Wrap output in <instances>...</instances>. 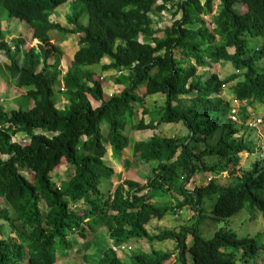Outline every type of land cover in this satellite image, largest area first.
Masks as SVG:
<instances>
[{
  "label": "trees",
  "instance_id": "trees-1",
  "mask_svg": "<svg viewBox=\"0 0 264 264\" xmlns=\"http://www.w3.org/2000/svg\"><path fill=\"white\" fill-rule=\"evenodd\" d=\"M69 1L0 0V23L4 9L41 42L29 49L25 38L10 44L0 27V52L9 60L0 62V74L26 89L24 97L34 102L32 108L18 102V109L7 110L0 98V154L8 156L0 158V264H55L57 252L74 244H80L87 264H169L173 255L180 264H236L237 253L245 263L264 264V231L238 238L220 229L210 239L201 232L209 197L216 199L213 220L241 210L252 219L261 213L264 219V157L247 126L257 111L256 106L250 111L253 106L264 105V0H218L216 14L215 0H75L84 4L88 24L80 23L77 6L67 18L72 27L53 22L51 16ZM238 5H246V12ZM167 11L181 16L160 32L154 16ZM52 30L76 35L79 45L64 74L63 51L51 42ZM249 37H262V46L249 48ZM104 58L110 62L102 63ZM207 58L230 61L239 72L205 76L199 67ZM110 71L128 74L103 76ZM60 79L63 109L54 99ZM112 80L125 86L109 95L105 87ZM233 81L234 97L228 100L223 88ZM158 95L165 97L162 106L141 105ZM138 106L149 121L143 117L134 122ZM128 123L137 131L182 123L187 133L132 143L125 133ZM18 134L25 135L22 143L13 141ZM107 144L123 169L153 162L152 174L145 181L127 174L115 189L104 192L102 183L117 177L105 160ZM131 144L132 159H122ZM198 144L203 147L197 149ZM242 153H255L253 168H239ZM64 163L74 172L57 189L50 174ZM200 171L228 178L191 187ZM78 202L84 207L72 209L71 203ZM184 209L191 211V225L157 234L146 228L153 219ZM110 239L116 247L133 240H173L176 248L140 251L128 263L109 245ZM90 249L93 254L87 253Z\"/></svg>",
  "mask_w": 264,
  "mask_h": 264
},
{
  "label": "rangeland",
  "instance_id": "rangeland-1",
  "mask_svg": "<svg viewBox=\"0 0 264 264\" xmlns=\"http://www.w3.org/2000/svg\"><path fill=\"white\" fill-rule=\"evenodd\" d=\"M201 1H205V0H201ZM75 0H71L69 1L67 4H64L62 7L58 8L55 15L51 17V20L53 22H59L61 25L63 26H70L72 27V25H70L68 23V15H72V13L74 12V7L77 6V10L75 12H80L82 14V18L80 19V23L87 25L89 18L87 13L85 12V6L84 4H74ZM218 7H219V1L215 0L214 1V12L213 14H216V12H218ZM238 9L241 12H246L247 7L246 5H238ZM4 18L8 17L7 13L4 11L2 12ZM180 14L177 15L176 17L172 16L171 12H161L158 15L154 16V28L159 30L160 32L167 28L172 26L173 22L180 18ZM211 17L210 16H206V20L210 23L211 21ZM11 22L12 23H21L17 18H11ZM5 28L8 29V31L10 33H17V35H19V33H22L23 35L27 34L28 31V25L27 27H17L11 23H9L8 25L5 23L4 24ZM210 27L212 28L213 25L210 24ZM161 35H163V33H160ZM50 37L52 38L53 43H55L57 46H59L62 51H63V56L61 57V69L63 74L67 71V68L70 66V64L72 63L73 59H74V54L76 53V51L79 48V45L77 43V38L76 35H67L66 33L59 31V30H52L50 32ZM28 39L30 37H27ZM9 41V40H8ZM142 42L147 41L146 38H141ZM11 42V41H9ZM39 44V42H37L36 40L32 41V45L37 46ZM263 44V40L262 37H255V38H248V46L249 48H257L262 46ZM231 51H233L231 49ZM178 56V54H177ZM0 57H3L2 62H6L9 63V61L0 53ZM18 59H21V53L18 55ZM102 61H109V58H105ZM193 61V60H192ZM100 67H98L97 69H99ZM218 73L221 77H228L229 75H231L232 73H238L239 71L235 70L232 63L230 61H226L224 59L220 60L219 62H212L209 58H207V64L203 67H199V73L205 75V76H210L212 73ZM127 75L128 72L124 71V72H120L117 74V72H113L112 71V75L111 77L116 78L120 77L122 75ZM108 76L109 73H103V76ZM8 76V75H7ZM1 77L5 78V74H0V98L2 99V105H4V108L7 110H11V109H18L19 105L18 102L22 105L25 106V103H27V98L26 97H21L19 99H17V97H19L21 95V92H26L25 89L23 88H17L16 86H14L10 81H8L7 79H2ZM9 77V76H8ZM5 81H7L6 87L4 86ZM234 81L230 82L229 84L225 85V87L223 88V92L222 95L228 99V100H232V98L234 97V93H233V85H234ZM125 85L123 84H117L114 82V80H112L106 87H105V92L109 95L113 94L114 92H118L120 91ZM13 89H18L17 91L13 92ZM61 89H63V81L60 79V82H58L55 85V95H54V99L56 101V106L58 109H63L66 105L65 102V97L63 95V92L61 91ZM142 93V92H141ZM14 99H17V101H15ZM164 100L165 97L158 95V96H154V97H146L144 99V102L141 103V105L145 106L146 108H151L153 106H162L164 104ZM32 105V103H27L25 107L30 108ZM94 105H98L97 103H94ZM257 111L255 112V115H253V117L255 118H262L264 120V105L261 104H257L253 106V109L250 111H254L256 108ZM33 107V106H32ZM31 107V108H32ZM139 108L136 110V114L134 116V122L138 123L139 120H141L143 117L145 120L149 121V117L146 115H143V108H140L142 106H138ZM252 113V112H250ZM129 124V123H128ZM130 126L127 125L125 133L129 136V138L132 140V143L134 141H147V139H151L154 135H159L162 137H173V136H181V135H185L187 133V129L185 128V126L182 123L176 124L174 123L173 125H169V124H162L157 130H144V131H137V130H133L132 128H128ZM256 131H254V129H249L250 133H252V137L256 138L257 142H258V151H260L262 154H264V122L261 123L257 129H255ZM102 131L103 133L106 135L108 132V128L106 126V123H104L102 125ZM249 134V132H248ZM48 136H53L54 134H47ZM25 135L23 134H18L13 138V141H18L20 143L23 142L22 139H24ZM196 146V145H195ZM203 145L202 144H198L196 146V148H202ZM107 149H108V153L105 156V160L107 159V162H109L111 165L114 166V164L116 163L117 159H113L112 158V153H110V145L107 144ZM132 149V144L129 146V148H127V150L124 151V154L122 153V157L121 158H126L131 160V158L133 157L132 155V151L130 150ZM261 154V155H262ZM259 156V154L257 155ZM256 155L254 154H245L242 153L241 154V159L243 160V168H253L254 167V161L257 160L255 159ZM260 157V156H259ZM262 157H264V155H262ZM0 158L2 159H8L7 155H2L0 154ZM255 159V160H254ZM113 160V162H112ZM155 165V163L151 162L147 165L143 164V163H136L131 165V167H129V169H127L126 167H124V169L122 168V174H120L121 176H123L125 174V176L131 175L133 178L137 176H139L140 180H146V178H148L151 174L152 171H150L152 169V167ZM117 166V165H115ZM138 169V172H137ZM119 171V170H117ZM74 172V167L69 165V164H62L59 168H57L55 171H53L50 176L52 181L55 183L56 187L59 188H64L65 185L67 184L70 175ZM25 175L28 178H31V174L29 173H25ZM213 177V179L215 181H220L223 182L225 179H227L224 175L223 176H216L213 173H210V171H200L199 174L196 176L195 182L191 185V187H195V186H201L204 185L209 181L210 177ZM32 179V178H31ZM112 182L111 181H105L102 183L101 188L102 190L105 192L107 191L110 187L112 188ZM57 188V189H59ZM179 199L181 198V196L176 195ZM171 200V198H168V200L166 199L165 201H169ZM215 198L214 197H209L206 200V204L203 205V209H204V213L206 218L203 219L202 223H201V232L203 234L204 237L210 239L214 236L215 232L217 230L220 229H227V230H231L233 232H235L238 236V238H243V237H247V236H256L259 233L261 234L264 231V219L261 216V213H256L257 214V218L252 219L251 215L244 211L241 210L240 212H238L237 214L229 217V218H225L224 220H213L212 216H211V210H213L214 205H215ZM2 200H0V207H3V203L1 202ZM72 206L75 208L77 207L76 205H78V207L83 206L84 207V203L80 202L78 204H73L71 203ZM45 205V202L42 201L41 202V207L43 208ZM191 212V211H189ZM186 209L184 210H177L176 214H170L167 213V215L161 219H153L148 225H147V229L149 230V232L151 234H157L160 231H164V230H168V229H178L179 226L183 225V224H188L191 225L192 222L189 221V213ZM112 242L111 240H109V245H111ZM192 244V238L191 236L188 239V245ZM79 249V245H75V247L72 248H67L65 250V253L63 252H58L56 255V263L55 264H86L81 256V254L79 252H76L74 249ZM176 248V244L175 241L173 240H166V241H162V242H154L153 244H150L147 240H133L131 242H129L126 246H124L122 249H120L118 251V254L120 255V257L130 263V259L129 256H131L134 253H139L140 251L143 252H147V253H151L153 250L156 251H167V252H174ZM88 254H93V250H89L87 251ZM241 255H239L238 253L236 254V264H253V260H250L249 263H245L243 260L240 259ZM188 261L191 262V255H188ZM169 264H180L177 262V259L175 257V255H173L172 260Z\"/></svg>",
  "mask_w": 264,
  "mask_h": 264
},
{
  "label": "clouds",
  "instance_id": "clouds-1",
  "mask_svg": "<svg viewBox=\"0 0 264 264\" xmlns=\"http://www.w3.org/2000/svg\"><path fill=\"white\" fill-rule=\"evenodd\" d=\"M6 12L7 13V11L6 10H4V9H2L1 10V16H2V20H1V23H0V27H1V29H2V31L4 32V34H5V40L7 41V42H9V41H11V42H9L10 44H12V41L14 40V39H18V38H25L26 39V47H25V49L27 48V49H29V48H31V47H36V48H38V46H39V44H41V42L38 40V39H33V30L32 29H30L29 28V26L27 27V24L26 23H24V22H21L20 20V22L21 23H12L11 21V18L8 16V13H7V16L8 17H6V18H4V16H3V14H2V12ZM52 17V16H51ZM9 24V23H11V24H13V25H15V26H17V27H27L28 28V31H27V34L26 35H23L22 33H19V35H17V33H10L9 31H8V29H6L5 28V26H4V24ZM55 23H59V22H55ZM66 26V25H65ZM3 27H4V29H3ZM68 27H70V26H68ZM28 33H31L32 35H31V41H34V40H36L37 42H39V44L37 45V46H34V45H32V46H29V43H28V41H27V37H29V34ZM67 35H74V34H67ZM9 40V41H8ZM12 50H14V46H12ZM2 55H3V53L2 52H0ZM20 54V53H19ZM4 56V55H3ZM7 59V58H6ZM18 59V58H17ZM8 60V59H7ZM20 62H21V60H22V53H21V59H18ZM9 61V60H8ZM1 63H6V62H2V61H0ZM6 64H9V63H6ZM2 79H7L8 81H10V78L9 77H7L6 75H5V78L4 77H1ZM11 82V81H10ZM1 103H2V99H1ZM258 120H261L260 122H257ZM261 123H263V119L262 118H255V117H253V116H251L249 119H248V121H247V126L250 128V129H257L258 128V126L261 124ZM252 124V125H251ZM140 141V140H139ZM259 148V147H258ZM259 152V154H262L260 151H258ZM246 155H247V153H245ZM262 155H264V154H262ZM243 165V160L241 159V163H240V166H239V168L241 167ZM211 180H213V177L211 176L210 178H209V181H211ZM59 188V187H58ZM60 189V188H59ZM113 189V188H112ZM115 189V188H114ZM78 203H80V202H78ZM78 203H73V204H78ZM82 203V202H81ZM77 207H73L72 206V204H71V208L72 209H80V207H78V205H76ZM82 208H83V206H82ZM68 239H70V236H68ZM111 240V239H110ZM109 241V240H108ZM112 242V241H111ZM127 245V244H126ZM126 245H123V246H120V247H116V246H114L113 244H111L110 246H112L113 247V249H114V251H116V253L118 254V251L120 250V249H122L124 246H126ZM72 248V247H71ZM66 250V249H65ZM58 252H61V251H58ZM57 252V253H58ZM63 253H65V251L63 252ZM57 255V254H56ZM119 255V254H118ZM120 256V255H119ZM87 264V263H86Z\"/></svg>",
  "mask_w": 264,
  "mask_h": 264
},
{
  "label": "crops",
  "instance_id": "crops-1",
  "mask_svg": "<svg viewBox=\"0 0 264 264\" xmlns=\"http://www.w3.org/2000/svg\"><path fill=\"white\" fill-rule=\"evenodd\" d=\"M56 13V12H55ZM55 13L52 15V16H54L55 15ZM3 29H4V27H3ZM29 34V39L27 38V41H28V43H29V46H32V41H31V33H28ZM105 59V58H104ZM3 60V57H0V61H2ZM102 63H109V61H102ZM110 74H112V72L110 71L109 72V75ZM1 80H2V78H1ZM6 84H7V81H5V83H4V86L6 87ZM8 85V84H7ZM18 89H13V92L14 91H17ZM26 90V89H25ZM25 94H26V92H21V95L19 96V97H17V99H19V98H21V97H24L25 96ZM17 99H14L15 101H17ZM65 102H66V100H65ZM27 103H32V105H31V107L33 106V104H34V102L33 101H28V99H27ZM26 103V104H27ZM30 107V108H31ZM148 140V139H147ZM141 141V140H140ZM129 148V147H128ZM125 150H127V148L126 149H124V151ZM131 151H132V149H130ZM124 151H123V154H124ZM107 153H108V150H107ZM110 153H112V158L114 159V157H113V152H112V149H111V147H110ZM122 159H124V158H122ZM126 159V158H125ZM132 159V158H131ZM115 160V159H114ZM106 162H107V159H106ZM112 162H113V160H112ZM107 164L108 165H110V166H112L113 168H114V170H115V172H116V178H113V182H112V188L114 189V188H116L117 186H118V184H120L121 182H123L125 179H126V176H125V174L123 175V176H121L120 174H122V168H123V166H122V164H121V160H117L116 161V163L114 164V166L113 165H111L109 162H107ZM115 165H117V166H115ZM117 170H119V171H117ZM137 172H138V169H137ZM140 179V178H139ZM107 232V231H106ZM75 245H79V248H80V244H74L72 247H75ZM76 252H79L78 250L79 249H74Z\"/></svg>",
  "mask_w": 264,
  "mask_h": 264
},
{
  "label": "built area",
  "instance_id": "built-area-1",
  "mask_svg": "<svg viewBox=\"0 0 264 264\" xmlns=\"http://www.w3.org/2000/svg\"><path fill=\"white\" fill-rule=\"evenodd\" d=\"M237 101H234V103L236 104V106H237V103H236ZM236 109H237V107H235L234 109H233V114L236 112ZM261 120H258L257 122H260ZM252 125V124H251Z\"/></svg>",
  "mask_w": 264,
  "mask_h": 264
}]
</instances>
